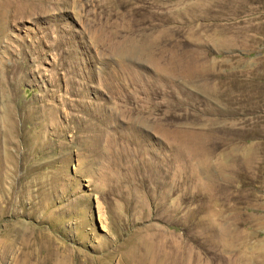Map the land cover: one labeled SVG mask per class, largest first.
<instances>
[{
  "label": "rangeland",
  "instance_id": "374dc122",
  "mask_svg": "<svg viewBox=\"0 0 264 264\" xmlns=\"http://www.w3.org/2000/svg\"><path fill=\"white\" fill-rule=\"evenodd\" d=\"M27 239L264 264V0H0V264Z\"/></svg>",
  "mask_w": 264,
  "mask_h": 264
},
{
  "label": "bare ground",
  "instance_id": "6f19581e",
  "mask_svg": "<svg viewBox=\"0 0 264 264\" xmlns=\"http://www.w3.org/2000/svg\"><path fill=\"white\" fill-rule=\"evenodd\" d=\"M192 69H193V66L191 64H184L180 68L179 72L180 73L191 72ZM27 242L28 243L25 248V253L23 255L22 263L23 264H43L40 258L42 252L44 251L42 244H41V239H38L36 242H34L35 245L31 244L29 239H27Z\"/></svg>",
  "mask_w": 264,
  "mask_h": 264
}]
</instances>
